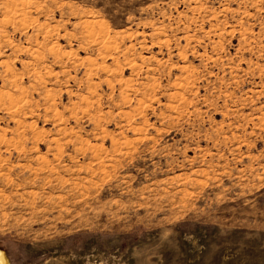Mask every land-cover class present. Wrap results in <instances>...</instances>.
Returning a JSON list of instances; mask_svg holds the SVG:
<instances>
[{
	"label": "rangeland",
	"instance_id": "1",
	"mask_svg": "<svg viewBox=\"0 0 264 264\" xmlns=\"http://www.w3.org/2000/svg\"><path fill=\"white\" fill-rule=\"evenodd\" d=\"M0 253L264 264V0H0Z\"/></svg>",
	"mask_w": 264,
	"mask_h": 264
},
{
	"label": "bare ground",
	"instance_id": "2",
	"mask_svg": "<svg viewBox=\"0 0 264 264\" xmlns=\"http://www.w3.org/2000/svg\"><path fill=\"white\" fill-rule=\"evenodd\" d=\"M173 201H171V203H172ZM54 208H56V206L54 207ZM59 211V210H58ZM62 211V210H61ZM60 211V212H61ZM61 216V215H60ZM53 217V216H52ZM0 264H7V261H6V258H5V256H4V254L3 253H0Z\"/></svg>",
	"mask_w": 264,
	"mask_h": 264
}]
</instances>
